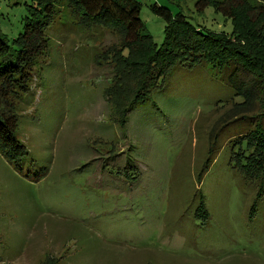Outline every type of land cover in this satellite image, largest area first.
Segmentation results:
<instances>
[{
	"label": "rangeland",
	"instance_id": "obj_1",
	"mask_svg": "<svg viewBox=\"0 0 264 264\" xmlns=\"http://www.w3.org/2000/svg\"><path fill=\"white\" fill-rule=\"evenodd\" d=\"M139 1L157 46L166 21L153 3L204 29L233 30L213 4ZM31 3L0 0L10 43ZM58 6L30 88L6 96L28 153L16 167L0 151V264L54 257L56 264H264V193L250 217L258 181L229 164L230 140L246 131V120L232 119L212 137L242 100L223 77L234 67H176L121 123L111 95L121 78L111 53L123 43L121 29L80 26L64 2ZM127 159L135 165L124 168ZM201 196L204 218L194 213Z\"/></svg>",
	"mask_w": 264,
	"mask_h": 264
},
{
	"label": "trees",
	"instance_id": "obj_2",
	"mask_svg": "<svg viewBox=\"0 0 264 264\" xmlns=\"http://www.w3.org/2000/svg\"><path fill=\"white\" fill-rule=\"evenodd\" d=\"M61 2L65 3L80 26L103 25L113 31L121 29L123 33L119 49H110L121 74L111 90L113 100L120 108L121 123L127 120L129 111L164 86L165 77L176 67H191L201 62L223 69L230 65L234 67L227 74L229 76L224 73L223 77L229 79L234 93L241 95L242 100L235 101L224 113L221 127L214 131L212 137L216 138L232 119L246 120V131L239 132L230 140L233 146L229 164L245 179L249 178L248 181H258L249 211L252 217L264 193V9L256 10L257 6L264 8L263 1H195L199 8L213 4L230 16L234 23L230 34L196 26L183 13L173 14L168 6L153 3L152 11L166 21L163 42L157 46L139 15V0H32L27 4L28 14L23 18V29L11 43L0 29V101L6 105L4 110L0 106V151L16 167H21L28 150L16 135L18 119L10 109L14 108V103L9 106L6 96L9 93L19 95L30 88L43 52L49 50V37L45 30L60 11L58 4ZM246 9L255 17L251 18ZM240 72L247 78L234 76ZM213 151L210 145L208 153ZM125 162L124 168L135 165L130 159ZM199 198L194 213L204 218L208 211L203 197ZM56 263L57 258L54 257L48 264Z\"/></svg>",
	"mask_w": 264,
	"mask_h": 264
}]
</instances>
